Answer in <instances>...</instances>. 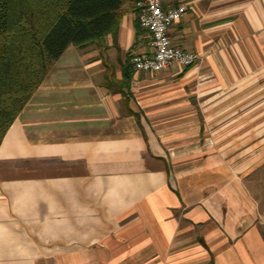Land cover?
Masks as SVG:
<instances>
[{"label":"crops","instance_id":"1","mask_svg":"<svg viewBox=\"0 0 264 264\" xmlns=\"http://www.w3.org/2000/svg\"><path fill=\"white\" fill-rule=\"evenodd\" d=\"M243 3L162 0L189 68L130 73L132 0L63 52L0 144V264H264V0Z\"/></svg>","mask_w":264,"mask_h":264},{"label":"trees","instance_id":"2","mask_svg":"<svg viewBox=\"0 0 264 264\" xmlns=\"http://www.w3.org/2000/svg\"><path fill=\"white\" fill-rule=\"evenodd\" d=\"M130 1L0 0V144L63 52L114 33ZM134 29L144 35L136 18Z\"/></svg>","mask_w":264,"mask_h":264},{"label":"built area","instance_id":"3","mask_svg":"<svg viewBox=\"0 0 264 264\" xmlns=\"http://www.w3.org/2000/svg\"><path fill=\"white\" fill-rule=\"evenodd\" d=\"M136 20L148 40L149 51L132 55L135 73L154 74L176 65L187 68L195 64L197 56L171 44L169 27L186 13L184 5L163 8L162 0H133Z\"/></svg>","mask_w":264,"mask_h":264},{"label":"rangeland","instance_id":"4","mask_svg":"<svg viewBox=\"0 0 264 264\" xmlns=\"http://www.w3.org/2000/svg\"><path fill=\"white\" fill-rule=\"evenodd\" d=\"M241 1H243L244 3L243 4H245V3H247V2H251L252 0H239V2H241ZM235 2H237V1H235ZM237 4V3H236ZM144 38H145V36L144 35H142ZM257 176H256V172L255 173H253L249 178H251V180H253V183H257V178H256Z\"/></svg>","mask_w":264,"mask_h":264}]
</instances>
